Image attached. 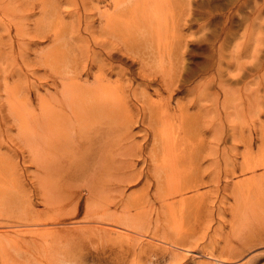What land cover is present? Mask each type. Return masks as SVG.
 I'll list each match as a JSON object with an SVG mask.
<instances>
[{
    "label": "rangeland",
    "instance_id": "rangeland-1",
    "mask_svg": "<svg viewBox=\"0 0 264 264\" xmlns=\"http://www.w3.org/2000/svg\"><path fill=\"white\" fill-rule=\"evenodd\" d=\"M6 2L10 3L11 7L4 8L5 11H9L8 13H5L0 7V153H4L9 159L12 157V159L9 162L11 165H8L7 160L4 159L6 156L0 155V174L3 172L9 175L7 178L12 177L13 179L14 177L16 182L15 185L8 183L10 188L8 187L7 196L14 203L11 206V212L5 218L0 217V234L3 232L13 233L15 230L25 231L24 228L31 227L35 228L34 230L45 228L41 224L26 227L24 219L21 218L25 207L34 210L37 215L56 212L46 206L42 197L44 194L40 191L36 179L38 175L36 173L39 170V166H36L38 165L37 158L33 157L34 155L30 152L33 149L32 146L20 139L24 137H20L21 131L18 130L17 119L14 120L15 118L8 110L4 86L6 82H9L7 83L9 85L21 82L20 96L29 97L35 109L39 111L38 93H45L46 84L51 85L53 93L60 88L57 87L59 81L55 84L52 76L47 80V75H50V72H57L56 69L51 71L48 64L50 59L47 57L48 48L55 43L51 37L54 31L61 34L59 36L62 39L58 41H60L59 47L64 54H70L71 61L74 62L75 59L81 70L83 67L86 68V65L91 61V54L95 50L101 51L100 47L94 44V36H98V39L105 38L106 32L103 30V22H100L98 12L100 9L106 8L108 3L107 0H45V2L44 0H6ZM48 7L50 8L48 9ZM173 13L176 18L175 21L170 22V25L175 27L173 31L170 28L169 34H166V36L168 35L166 40L171 45L163 47L175 51L171 61L167 60L165 63V69H170L169 67L173 63L178 68L177 72H180L179 81H176L173 90L169 91L165 86L164 78L159 72L161 66L156 65V69L153 64L142 66L138 58L141 53L146 56L143 54L144 51L136 50L135 56L129 54L130 57L121 52V55L119 54L115 59L107 60V62H112L113 66L119 65L126 72V75L123 76L117 73V70H113L115 73L112 72L109 75L112 82L115 80L113 84L118 85L119 88L122 84L120 81L123 82L124 89L129 93L130 98H133L135 91V95L140 99L132 100L139 108L137 113L139 124L136 122L133 125V131L136 135L134 141L144 143L145 154L143 156L135 155L132 158L127 156L126 160H135L137 163L135 168L138 172H146L150 163L149 157L146 155L153 146V141L152 138H149L150 136L145 137L146 130L143 129L144 124L141 123L143 98L149 96L148 98L154 101L155 99L163 101L168 98L173 109L177 108L178 103L183 104L186 106L184 112L187 117L184 114L186 119L181 118L183 115L178 118L180 121H185L181 127L176 119L178 125L175 129L177 131L181 129V136L185 134L189 138L187 141L185 137L184 148L180 154L188 162L192 159L197 163H202L203 173L201 174L204 181L198 189L188 188L184 195L192 199L198 193H205L208 196V194L212 195L217 191L219 200L215 203L207 201L206 209H199L193 203H188L180 208V203H177V213L180 215L181 212L180 216H182L178 221L180 222L178 224L181 225L179 228L188 232L185 245L180 241L181 243L177 246H173L169 242L166 243L168 240H160L158 236L151 238L153 235L150 237V234L153 233L146 232L143 235L146 244L143 243L142 248L122 249V244L128 245L127 240L121 241V237L114 234L115 238L103 241L104 245L102 241H88L80 247L73 245L75 247L70 248L69 255L74 252L70 257L77 258L78 256L77 259H80L79 261L82 259L83 264H264V221L256 223V231L259 234L256 235L251 246L245 244L244 236L239 234L245 229L244 219L240 223V227L244 225L243 229L239 228L238 230V227H235L233 230L231 228L232 221L240 220L238 217L232 219V208L237 202L235 199L239 196L238 194L242 193L241 191L247 189L250 181L248 179L254 174L252 171L243 170L241 164L243 161L254 162L258 157H264V0H175ZM87 24L91 26L89 30L83 29ZM79 25L80 31L78 30ZM131 31L132 34L139 36L140 40L143 39L140 36L144 35L140 31L137 29H131ZM112 35L111 33L108 35L110 38H114L110 45H121L118 39ZM170 36L173 38L172 40ZM155 45V41L151 38L150 41L145 42V46L141 44V49L138 48V50L148 51L155 48ZM148 53L152 55V53ZM103 56L106 57L105 54ZM87 57L88 61H86ZM151 68L155 69V72L149 74ZM93 69L94 71H90L88 76L84 75L86 79L90 77L88 79L90 84L94 81V72L97 66ZM143 70L149 76H145ZM239 72L242 76L240 75L238 79L234 78L233 74ZM153 76L155 78L152 81ZM54 79L57 80V76ZM219 80L220 83H218ZM117 81H119L118 84ZM225 88H229V92L225 93ZM249 89L251 90L249 91ZM250 93L252 96H248V94L251 95ZM249 97L251 100H248ZM218 100L220 101L218 102ZM195 118L196 122H194ZM261 124H263L262 127ZM99 126L105 125L99 124ZM164 128L165 126L162 125L161 130H166ZM95 129L98 128L95 126ZM214 129L217 130L216 133L220 137L219 143L216 142L213 135ZM150 131L149 128L148 133ZM145 139L149 141L146 142ZM201 139L202 143H200ZM216 144H219L217 150L219 154L217 168L219 170H216L217 173L214 172L215 165L211 164L210 160L212 158L210 153L214 152L213 147L215 148ZM199 151L202 152V155L197 157L196 153ZM244 153H247L248 157ZM83 155L92 157L89 159L90 161L88 160L89 164L99 157L94 145L90 146V149L85 153L79 154V156ZM24 156L26 157L24 158ZM6 166H9V169H6ZM63 168H61L63 170L61 180L64 188L80 190L87 171L76 169L77 171L73 173ZM182 170L177 175H187V168L183 167ZM82 173L83 175H81ZM260 173H264V167L257 168L256 174ZM197 174L200 173L197 172ZM155 186L154 180H149L147 183L142 180L127 185L124 187V192L132 195L142 192L147 187H151L150 190L153 192ZM85 191L80 192L82 199L80 212L75 215H66L74 206V202L68 204L62 212L63 215L61 214L62 227L60 225L58 227H74L81 220L80 218H83L88 195ZM14 196L19 200H16ZM29 196L31 197L29 198ZM19 197L23 200L22 202ZM179 198L177 196L174 199L178 200ZM150 209L155 217L159 211L161 213L160 220L164 219L163 208L159 200L156 199L155 204L149 208L148 212L151 211ZM237 212L239 211H235L236 214L242 216L240 212ZM228 233L229 235H227ZM241 242H243L242 245ZM232 243H235L233 250L231 249ZM81 248L84 250L81 251ZM67 252L65 251L64 254ZM41 253L43 255H40L39 261L49 258L53 251L42 250ZM172 254H177V256L172 257L175 256ZM19 258L22 260V264H39L33 262L34 260H31L30 263L26 262L28 257L25 255Z\"/></svg>",
    "mask_w": 264,
    "mask_h": 264
},
{
    "label": "bare ground",
    "instance_id": "bare-ground-1",
    "mask_svg": "<svg viewBox=\"0 0 264 264\" xmlns=\"http://www.w3.org/2000/svg\"><path fill=\"white\" fill-rule=\"evenodd\" d=\"M107 2V7L100 9L98 12L100 22H103V30L106 32L104 34L105 38L98 39V36H94V44L99 46L102 52L95 50L91 54V61L86 65V68L83 67L81 70L80 65L75 59L74 62L71 61L72 56L70 54H64L59 47L61 45L60 41H58L62 39L59 36L61 34H58L56 30L54 31L51 37L57 43H54L55 45L53 44L48 48L47 57L50 59L48 64L50 65L51 71L56 69L57 72H50V75H47V80L52 76L51 78H53L55 84L59 81L57 87L60 88L53 93L50 88L51 85L49 83L46 84L45 93H38L39 111L35 109L29 97L25 98L20 96V91H22L21 82L14 84L10 82L12 85L6 82L4 86L8 110L13 115L12 117L15 118L14 120L17 119L18 130L21 131L20 137H24L19 138L23 139L24 141H22L24 143L26 142V144L32 146L33 149L30 152L34 155H32L33 157L36 156L37 158L38 162L36 163L38 165L36 166H39V170L36 173L38 174L36 179L40 191L44 194L42 197L45 200L46 206L56 212L37 215L34 210L25 207L26 209H23V216L21 218L24 219L23 222L26 224V227L41 224L45 228L34 230L35 228L33 229L31 227L24 228L25 231L15 230L13 233H1L0 264H22V260L19 257L23 255L28 257L26 261L28 263L34 260L33 262L39 264H83L82 259L81 261L77 259L78 256L77 258L70 257L74 253L69 255L71 253L70 248L75 247L73 245L80 247V245L84 246L88 241H109V239L115 238L114 234L120 236L121 241L127 240L126 243L128 245L122 244V249L129 248L130 250L132 248L135 250L137 247H141L143 243L146 244L143 238L146 232L153 233L150 234V237L153 235L151 238L158 236L160 240L166 239L168 240L166 243L169 242L173 246H177L181 242L185 245V238L188 236V232L187 230H182L181 227L179 228L181 225L178 224L180 223L178 221L182 216H180L181 212L180 215L177 213V203H180V208L188 203H193L199 209H206L208 205L207 201L215 203L219 200V193L217 191L214 192L215 194H208V196L205 193H198L192 199L184 195V192L188 188L198 189L204 181L201 174L203 173L202 163H197L196 160L192 159L188 162L180 154L184 148V142L189 138L185 134V136H181V129L178 131L175 129L178 125L176 124V119L181 117V115H183L181 118H185L184 109L186 106L183 104L178 103L177 108L173 109L170 106L168 98L163 101H156V99L154 101L153 99H149V96L143 98V104L141 105L143 118L141 123L144 124L143 129L146 130L145 137L150 136L149 138H152L153 141V146L146 155L149 157L150 163L146 172H138L135 168L137 165L136 161L133 159L126 160L127 156L132 158L135 155L143 156L145 154L144 143L134 141L136 135L133 131V125L139 121L137 120L139 108L137 105L135 106L132 100L135 99L138 101L140 99L135 95V91L133 92V98H130L129 93L124 89L125 85L119 79L120 83H122L119 88L118 85L113 84L115 80L112 82L109 77L113 70H117V73L123 76L126 75V72L119 65L113 66L114 64L107 62V60L115 59L116 56L121 55V52L130 57L129 54L135 56L136 50L138 52L144 51L143 54L146 56H143L141 53L138 60L142 66H147L148 64H153L154 67L156 65L161 66L159 72H161L160 74L164 78L162 79L165 81V86L170 91L179 81L178 76L180 72H177L178 68L173 63H171L170 69H165V63L167 60L169 62L171 61L175 51L163 47L169 46L170 42H167L168 35L166 36V34H169L170 28L173 31L175 27L170 25V22L175 21L176 18L173 13L175 0H107ZM9 4L6 0H0V7L3 10L4 8H11ZM8 12L5 11V13ZM14 14L17 17L16 13ZM170 19L172 20L170 21ZM84 27L83 29L89 30L91 26L87 24ZM80 29L81 27L79 25L78 30L80 31ZM131 29L140 31L144 35L143 37L140 36L143 39L140 40L138 38L139 36L137 37L135 34H132ZM110 33L118 39L121 45H110L114 41V38L108 36ZM151 38L155 41L156 47L148 51H145V49L139 51L138 48L141 49V44L145 46V42L150 41ZM148 52L152 53V55ZM104 54L106 57L103 56ZM86 59L88 61L89 58L87 57ZM96 66L94 81L90 84L88 80L90 77L86 79L84 75L88 76L91 73L90 71H94L93 68ZM155 69L151 68L149 74L150 72L154 73ZM239 73L233 74V77L238 79L241 75V72ZM144 74L145 76H149L147 72ZM56 76L57 80L54 79ZM154 78L155 76L152 77V81ZM7 79L9 80V78ZM119 81H117V84ZM218 83H220V80ZM224 90L227 93L230 89L225 88ZM248 96H252V94H248ZM185 116L187 117L186 114ZM178 121L177 123H180V127L185 122L180 121V119ZM194 122H196V118ZM99 124H104L105 126H99ZM162 125L165 126L164 129L166 130H161ZM95 126L98 129H95ZM262 126L263 124H261ZM148 127L151 129L150 133H148ZM175 130L176 132H174ZM216 131L214 129L213 135L216 138V142L219 143L218 139L220 140V137ZM145 140L146 142L149 141L147 139ZM200 143H202V139ZM92 145H94L96 154L99 157L97 156L98 158L95 161L92 160L94 162L89 164L90 162L88 160L92 157L86 155L79 156V154L85 153ZM213 149L214 152L210 153L212 155L210 160L211 164L215 165L214 172L217 173L218 171L216 170H219L217 168V165H219V154L217 153L219 144H216ZM103 152L105 153L104 155L102 154ZM24 154L26 153L24 152ZM196 154L198 157L202 155V152L199 151ZM0 155L5 154L0 153ZM243 157L247 158L248 156ZM4 159L7 160L8 165H11L9 162L12 157L9 159L6 156ZM63 167L66 171L70 170L73 173L78 169L87 171V175L83 177V183L81 182L82 188L80 190H76L75 188H67L66 190L64 188L61 180L63 177V170L61 168ZM183 167L187 168L188 172L187 175H184L185 177L183 175H177ZM261 167H264V157H258L254 162H242L241 168L248 172L252 171L254 174L248 179L250 181L247 189L241 191L242 193L238 194V197L236 196L237 199L235 200L237 202L235 201L236 204L232 208V219L238 217L240 220H236L238 221L237 223L236 221H232L231 228L233 230H235V227H238V230L239 228L243 229L244 225L240 227V223L241 220H245L243 222V224L245 223V229L243 232L240 231L239 234L244 236L246 240L245 244L248 246L254 243L256 235L259 234L256 231V223L259 224L264 221V173L256 174L257 168ZM6 169H9V166H6ZM197 172L200 174H197ZM1 173L0 185L4 187L1 188L0 186V217L5 218L11 212V206L14 203L7 196L8 183H14L15 185L16 180L14 177L13 179L12 177L7 178L9 175L3 172ZM4 179L7 181H3ZM142 180H145V183L149 182V180H154L156 184L155 190L151 192V187H147L142 192L132 195L131 193L126 194L124 192V187L127 185L133 182H141ZM84 190H86L85 192L88 195L83 218H80L81 220L74 227L60 228L63 222L61 214L68 204L74 202V206L66 215H75L80 212L82 200L80 192ZM23 196L21 197L24 198ZM177 196L180 198L178 200L174 199ZM40 198L38 199L40 200ZM156 199L159 200L163 208V220H160L161 213L159 211H157L156 217L153 215L154 213L151 209L148 212L149 208L155 204ZM23 200L20 198L21 202ZM148 206L149 208H147ZM33 211L34 214L32 215ZM235 211H239L242 216L236 214ZM63 218L65 219V217ZM226 243L229 242L226 241ZM233 247H235V243L231 244V249ZM83 248H81V251L84 250ZM42 250H51L53 254L49 258H43L39 261V258H41L40 255L44 253H41ZM65 251L68 252L64 254ZM176 256L177 254L172 257ZM30 257L32 258L30 259Z\"/></svg>",
    "mask_w": 264,
    "mask_h": 264
}]
</instances>
